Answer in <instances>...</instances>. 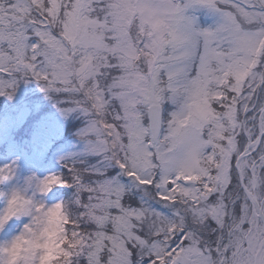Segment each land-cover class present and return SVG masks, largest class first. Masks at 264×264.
Segmentation results:
<instances>
[{
    "label": "snow or ice",
    "instance_id": "obj_1",
    "mask_svg": "<svg viewBox=\"0 0 264 264\" xmlns=\"http://www.w3.org/2000/svg\"><path fill=\"white\" fill-rule=\"evenodd\" d=\"M28 79L83 119L21 209L60 264H264V0H0V95Z\"/></svg>",
    "mask_w": 264,
    "mask_h": 264
},
{
    "label": "rangeland",
    "instance_id": "obj_2",
    "mask_svg": "<svg viewBox=\"0 0 264 264\" xmlns=\"http://www.w3.org/2000/svg\"><path fill=\"white\" fill-rule=\"evenodd\" d=\"M36 84L32 79L21 80L11 99L0 95V166H14V175L0 182V189L4 191L7 185H10L9 189L13 186L26 187L30 177L42 179L46 175L60 173L59 158L80 146L75 133L83 122L77 124L71 132L72 136L63 139L61 133L66 125H70L73 115L78 119L82 117L77 112L61 115L53 99L44 92L32 90ZM24 122L27 123L25 137L21 138L14 133ZM56 193L57 187H54L44 195L45 202H53L50 198ZM2 203L3 200H0ZM24 223V217L12 219L0 236L18 231Z\"/></svg>",
    "mask_w": 264,
    "mask_h": 264
},
{
    "label": "clouds",
    "instance_id": "obj_3",
    "mask_svg": "<svg viewBox=\"0 0 264 264\" xmlns=\"http://www.w3.org/2000/svg\"><path fill=\"white\" fill-rule=\"evenodd\" d=\"M39 194L38 188L13 186L7 192L0 189V200H3L0 233L12 219L24 217L30 225L27 229L22 226L10 235L0 236V264H60L54 259L58 251L55 222H50L43 214L28 216L21 213L25 200L38 198Z\"/></svg>",
    "mask_w": 264,
    "mask_h": 264
},
{
    "label": "trees",
    "instance_id": "obj_4",
    "mask_svg": "<svg viewBox=\"0 0 264 264\" xmlns=\"http://www.w3.org/2000/svg\"><path fill=\"white\" fill-rule=\"evenodd\" d=\"M32 88H33L32 90H34V92H36V93H43V91H41V88H40V86L38 84L34 85ZM1 104H2V101H1V98H0V105ZM79 122H83V119H81V118L78 119V118H76L75 115H73L70 125H66L64 130H63V133H61L62 134V138L64 139L66 137H70V135L72 136L71 132L76 129V126H77V124ZM25 124H27V123L24 122V124H22L23 126L18 127V129L14 133L15 135L17 134L16 136H20L21 138L25 137V134H24V130L26 129V125ZM59 140L60 139L56 140L55 143H57V141H59ZM62 171H63V168L61 167L60 173Z\"/></svg>",
    "mask_w": 264,
    "mask_h": 264
},
{
    "label": "bare ground",
    "instance_id": "obj_5",
    "mask_svg": "<svg viewBox=\"0 0 264 264\" xmlns=\"http://www.w3.org/2000/svg\"><path fill=\"white\" fill-rule=\"evenodd\" d=\"M9 186H10V185H7V186L5 187V191H8V189H9L8 187H9Z\"/></svg>",
    "mask_w": 264,
    "mask_h": 264
}]
</instances>
